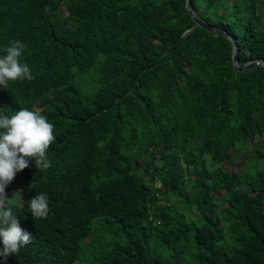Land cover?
Masks as SVG:
<instances>
[{"label":"trees","instance_id":"16d2710c","mask_svg":"<svg viewBox=\"0 0 264 264\" xmlns=\"http://www.w3.org/2000/svg\"><path fill=\"white\" fill-rule=\"evenodd\" d=\"M191 2L264 59V0ZM13 40L34 79L0 116L40 109L56 140L6 187L34 239L0 264H264V64L186 0H0V56Z\"/></svg>","mask_w":264,"mask_h":264},{"label":"clouds","instance_id":"9594fccd","mask_svg":"<svg viewBox=\"0 0 264 264\" xmlns=\"http://www.w3.org/2000/svg\"><path fill=\"white\" fill-rule=\"evenodd\" d=\"M25 47L20 40H13L0 56V86L4 89L10 81L34 79L29 64L20 59ZM54 128L40 109L21 107L11 117L0 116V257L5 260L18 254L34 239L31 232L20 226L6 187L18 172L29 167L30 160H34L39 170L51 167L48 150L56 140ZM207 159L210 165V156ZM29 207L33 219L47 218L50 212L48 194L40 192L32 197Z\"/></svg>","mask_w":264,"mask_h":264},{"label":"water","instance_id":"95a60500","mask_svg":"<svg viewBox=\"0 0 264 264\" xmlns=\"http://www.w3.org/2000/svg\"><path fill=\"white\" fill-rule=\"evenodd\" d=\"M186 5H187L188 10L191 13V15L194 18V20H195L196 23L202 25L203 27L209 29L210 31L227 35V36H229L232 39V41H233V49H234V52H233V62H234V65L237 68L244 69L246 67H252V66H255V65H258V64H264V59H256V60H252V61H249L247 63H244L242 65H239L238 64V56H237L238 45H237L236 37L234 36V34L229 33L222 26L214 25V24L208 23V22L204 21L203 19H201L195 13V11L193 9V6H192L191 0H186Z\"/></svg>","mask_w":264,"mask_h":264},{"label":"rangeland","instance_id":"374dc122","mask_svg":"<svg viewBox=\"0 0 264 264\" xmlns=\"http://www.w3.org/2000/svg\"><path fill=\"white\" fill-rule=\"evenodd\" d=\"M264 143V137L261 139ZM255 149V145L253 143H248L247 146H241L235 149L234 156L232 159L227 161L225 164L229 168H234L236 171L246 170V166L242 163L243 161H248V155L253 152ZM70 264H81L78 262L70 263Z\"/></svg>","mask_w":264,"mask_h":264}]
</instances>
